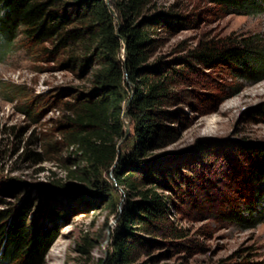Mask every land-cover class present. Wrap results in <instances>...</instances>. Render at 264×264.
<instances>
[{"label": "rangeland", "instance_id": "rangeland-1", "mask_svg": "<svg viewBox=\"0 0 264 264\" xmlns=\"http://www.w3.org/2000/svg\"><path fill=\"white\" fill-rule=\"evenodd\" d=\"M112 9L121 22L116 6ZM167 12L184 22L153 36L159 40L149 65L184 67V59L202 42L251 35L264 40V10L226 15L204 0H155L145 16ZM59 69L21 37L11 46L0 42V200L6 210L28 205L30 223L38 217L56 227L58 237L45 264H102L114 251L129 198L113 172L108 180L117 188L105 198L71 178V171L81 176L87 164L75 148L62 144L66 103L91 85L89 78ZM190 71L182 86L185 104L171 108L183 109L185 118L167 123L176 136L149 154L184 152L158 174L163 182L157 191L169 198V213L155 235L134 230L140 244L131 264H264V221L248 226L230 216L231 211L246 220L264 215V183L254 178L262 159L248 150L264 146V80L245 81L224 65ZM252 188L260 192L250 210ZM167 230L183 237L157 234Z\"/></svg>", "mask_w": 264, "mask_h": 264}, {"label": "trees", "instance_id": "trees-1", "mask_svg": "<svg viewBox=\"0 0 264 264\" xmlns=\"http://www.w3.org/2000/svg\"><path fill=\"white\" fill-rule=\"evenodd\" d=\"M154 1L0 0L3 45L11 46L21 37L39 58H48L60 71L89 78L91 89L66 103L69 115L60 134L63 146L75 148L87 164L81 176L71 171L72 179L92 187L98 198H105L114 196L117 188L108 180L113 172L118 187L129 198L114 234V251L102 264H131L140 244L134 230L155 235L167 219L170 201L157 191L163 182L158 174L178 163L184 152L154 158L149 154L176 136L167 123L185 118L183 109L174 112L171 108L185 104L182 86L188 82L190 70L224 65L245 81L264 80V40L259 35L202 42L184 59L185 68L149 65L151 49L159 40L153 36L184 22L170 12L146 17ZM204 1L226 15H254L264 10L261 0ZM113 5L121 22L116 21ZM130 101L132 134L124 141V112ZM248 150L262 159L254 178L264 183V146L249 145ZM249 190L246 206L251 210L260 190ZM0 207L4 208L0 210V264H45L58 237L56 227L46 226L38 217L30 223L28 205L6 210V203L0 200ZM239 214L231 211L230 216L248 226L264 221V215L246 220ZM157 234L183 237L172 230Z\"/></svg>", "mask_w": 264, "mask_h": 264}, {"label": "water", "instance_id": "water-1", "mask_svg": "<svg viewBox=\"0 0 264 264\" xmlns=\"http://www.w3.org/2000/svg\"><path fill=\"white\" fill-rule=\"evenodd\" d=\"M125 52L127 53L126 44H125ZM130 104H131V101L127 103L126 110L124 112V120H125V123H126V136H125L124 141H127L129 139L130 135L132 134L131 133L132 120H131V117H130V114H129Z\"/></svg>", "mask_w": 264, "mask_h": 264}, {"label": "built area", "instance_id": "built-area-1", "mask_svg": "<svg viewBox=\"0 0 264 264\" xmlns=\"http://www.w3.org/2000/svg\"><path fill=\"white\" fill-rule=\"evenodd\" d=\"M116 185L118 186V184L116 183Z\"/></svg>", "mask_w": 264, "mask_h": 264}]
</instances>
